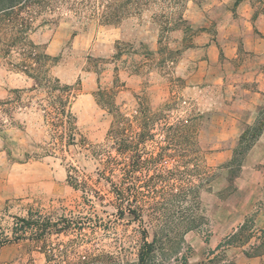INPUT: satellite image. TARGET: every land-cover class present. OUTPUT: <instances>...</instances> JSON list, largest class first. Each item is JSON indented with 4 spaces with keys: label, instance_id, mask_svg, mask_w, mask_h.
Returning a JSON list of instances; mask_svg holds the SVG:
<instances>
[{
    "label": "rangeland",
    "instance_id": "374dc122",
    "mask_svg": "<svg viewBox=\"0 0 264 264\" xmlns=\"http://www.w3.org/2000/svg\"><path fill=\"white\" fill-rule=\"evenodd\" d=\"M242 2L255 8L253 19L264 13V0ZM237 7L236 0L191 1L185 12L188 23L168 33L153 18L154 11H148L119 25L39 20L29 34L56 58L48 66L49 76L76 88L72 111L89 146L108 142L112 106L128 116L156 115L159 125L166 116L170 123L196 121L200 149L216 175L201 192L204 223L180 236L177 245L163 246L155 264H264V255L252 257L264 231V170L257 184L243 170L249 151L241 155L259 139L253 142V131L242 146V135L238 140L218 138L221 126L213 114L218 110L216 83L238 64L225 56V41L240 18ZM238 49L247 53L244 46ZM202 67L210 69L212 93L203 94L200 85L190 84ZM33 87L32 79L12 70L0 49V243L12 237L16 219L32 207L53 220L68 218L83 226L88 243L81 248L104 255L100 264H136L141 227L117 220L108 201L74 185L87 180L89 191L107 189L105 182L98 183L103 169L80 137L63 152L49 151L50 133L43 112L34 105L44 95L31 92ZM167 104L172 106L168 111ZM148 228L152 240L154 227ZM73 237L53 235L47 252L36 251L28 240L6 244L0 247V264H59L62 258H52L50 250Z\"/></svg>",
    "mask_w": 264,
    "mask_h": 264
},
{
    "label": "trees",
    "instance_id": "16d2710c",
    "mask_svg": "<svg viewBox=\"0 0 264 264\" xmlns=\"http://www.w3.org/2000/svg\"><path fill=\"white\" fill-rule=\"evenodd\" d=\"M191 1L194 0H0V49L12 70L34 81L31 92L44 95L34 105L43 112L50 133L49 151L63 152L80 137L82 147L103 169L98 183L105 182L107 189L89 191L87 180H76L74 185L85 194L94 193L100 202L108 201L107 206L114 210L117 220L141 227L136 264H155L163 246L169 242L177 245L176 241L183 239L180 236L204 223L201 192L216 175L200 149L196 121L190 118L170 123L164 114L166 121L159 125L156 115L143 117L141 112L140 116H128L112 106L114 122L108 142L89 146L72 111L76 88L49 76L48 66L56 58L32 42L29 34L39 20L41 24L68 19L77 25L93 20L119 25L148 11H154L153 18L168 33L188 23L185 12ZM242 1L236 0V5ZM14 52H18L17 57ZM30 100L29 106L33 98ZM171 107L167 104L165 110ZM252 131L255 142L264 131V107L256 124L242 134L240 146ZM252 145L241 153L243 158ZM16 220L12 237H6L0 247L28 240L36 251L47 252L53 235H73L65 244H53L50 250L52 258H62L59 264H100L105 257L89 247L81 248L88 243L84 228L68 218L53 220L30 207L27 216ZM149 225L154 227L152 240ZM259 241L253 246L252 257L264 255V231Z\"/></svg>",
    "mask_w": 264,
    "mask_h": 264
},
{
    "label": "crops",
    "instance_id": "0c3cea01",
    "mask_svg": "<svg viewBox=\"0 0 264 264\" xmlns=\"http://www.w3.org/2000/svg\"><path fill=\"white\" fill-rule=\"evenodd\" d=\"M237 9L240 18L233 25V35L223 41L228 42L226 61L237 60L238 64L224 73L222 81L215 87L218 110L213 114L218 116L221 126V134L217 137L223 140H238L255 124L264 107V13L253 19L255 8L247 2L240 3ZM241 46L247 53L239 52ZM210 73V69L202 67L198 76L190 77V84L200 85L203 94L212 93ZM261 165H264V131L246 155L243 167L244 174L251 172L258 180L257 184L264 170Z\"/></svg>",
    "mask_w": 264,
    "mask_h": 264
}]
</instances>
